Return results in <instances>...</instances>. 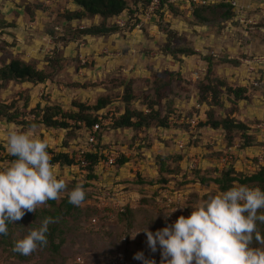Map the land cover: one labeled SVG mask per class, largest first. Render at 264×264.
I'll return each instance as SVG.
<instances>
[{
  "label": "rangeland",
  "instance_id": "rangeland-1",
  "mask_svg": "<svg viewBox=\"0 0 264 264\" xmlns=\"http://www.w3.org/2000/svg\"><path fill=\"white\" fill-rule=\"evenodd\" d=\"M147 1L127 0V8L110 18L95 15L68 21L65 10L78 9L69 0H0V67L18 58L48 74V79L40 83L0 81V102L12 103L25 115L10 122L0 119V169L11 163L4 147L7 130L13 126L28 130L20 121L32 119L31 108L36 104L58 105L66 112H76L77 103H81L85 106L83 113L91 119L102 115V120L110 121L102 125V141L127 161L120 167H96L95 178L81 168L55 164L59 178L68 183L69 189L78 183L83 185L89 195L87 203H94V198L107 191L128 203L122 217L112 212V217L102 218L99 212V225L87 221L93 208L86 204L83 211L60 212L53 217L59 218L58 222L49 225L55 228L52 236L53 243H59L57 251L48 240L46 247L23 259L12 250L14 241L46 217L33 218L34 213L28 212L17 224L9 225L7 236L0 235V264H69L76 252L106 255L120 246L125 232L128 247L142 252L146 235L140 232L134 239L132 236L149 220L157 215L148 223L149 230L155 232L181 215L189 216L192 208L177 210L167 222L164 213L194 206L207 193L221 192L212 181L200 183L199 177H219L229 169L238 175H250L264 167V0L245 1L242 10H233L231 19L210 21L193 15L196 6L191 0H167L155 17L145 21L142 15ZM203 14L210 19L209 14ZM101 23L119 28L102 36L78 32ZM170 29L172 34L167 33ZM167 46L174 55L165 54ZM177 49H191L193 53L183 56ZM196 70L198 78L192 74ZM217 79L232 88L245 87L243 99L225 90ZM208 83L216 88V99L208 92L203 101L202 86ZM157 90L164 97L157 98ZM126 91L132 95L129 102L124 100ZM101 97L108 103L97 111L93 106ZM152 103L159 117L166 118L167 128L158 127L155 121L138 129L113 127L126 108L147 112ZM209 112L217 120L233 117L247 129L227 131L204 125ZM187 119L197 124L191 127ZM69 121L71 127L65 129L40 124L35 135L47 140L55 153L77 154L89 148L84 130ZM243 133L257 141L252 147L260 153L242 154ZM160 159H164L168 171L159 170ZM63 198L41 209L52 212ZM168 198L172 199L170 203ZM103 203L109 201L104 199Z\"/></svg>",
  "mask_w": 264,
  "mask_h": 264
},
{
  "label": "clouds",
  "instance_id": "clouds-1",
  "mask_svg": "<svg viewBox=\"0 0 264 264\" xmlns=\"http://www.w3.org/2000/svg\"><path fill=\"white\" fill-rule=\"evenodd\" d=\"M39 127L30 123L28 130L15 126L6 133L9 156L15 157L8 167L0 169V235L9 234L8 225L17 224L28 212L50 207L49 201H59L66 194L74 206L85 203L86 190L59 178L56 165L47 149L48 142L35 135ZM191 207L189 216L181 215L173 223L143 232L151 252L160 251V264H264V190L247 184H233L219 193H207L194 206H181L164 213L167 222L177 210ZM59 218L44 217L38 227L29 228L23 238L16 239L13 251L21 255L32 253L48 245L49 225ZM133 259L142 264H156L143 252Z\"/></svg>",
  "mask_w": 264,
  "mask_h": 264
},
{
  "label": "trees",
  "instance_id": "trees-1",
  "mask_svg": "<svg viewBox=\"0 0 264 264\" xmlns=\"http://www.w3.org/2000/svg\"><path fill=\"white\" fill-rule=\"evenodd\" d=\"M73 2L78 9L75 10H65L64 18L68 21L71 20H80L85 17L89 16H95L99 15L102 18H110L116 15H119L121 12H123L127 8V0H69ZM147 1V0H146ZM167 0H160V8H162L166 4ZM149 1H147L146 4H148ZM195 4V3H193ZM171 6V5H169ZM196 8L193 10V15L201 21H210V20H228L231 19L234 16V12L232 10V6L226 1L219 2V3H208V4H195ZM172 7V6H171ZM159 9L157 11H159ZM156 11V12H157ZM209 14L211 17L210 19L205 17L203 13ZM118 25H111L107 26L104 23L98 24V25H91L89 27H83L78 29V32L81 35H91V36H102L107 35L110 33L116 32L118 29ZM167 33L172 34V29L168 30ZM177 52H179L181 55L186 56L190 55L193 52L191 49H177ZM165 54L166 55H174V50L167 46L165 47ZM210 67V66H209ZM210 72V71H209ZM48 79V74L44 72L43 70H39L35 68V66L29 62H25L18 58L11 59L8 63L2 65L0 67V81L1 82H8V81H17V82H35L40 83L44 82ZM217 83L219 85H223L225 90L229 91L233 96H235L238 99H243L242 94L245 92V87H230L227 83H224V81L218 80ZM208 92H211V96L214 99H216V88L213 87L211 83H208L206 85L202 86V95H203V101L206 98V94ZM163 94L157 90V98H161ZM164 97V96H163ZM132 98V95L129 91H126L124 94V100L129 102ZM108 103V99L106 98H98L96 101V104L93 106L95 110H99L103 108ZM154 104H150V108L146 111H140L137 109H129L126 108L124 113H122L118 118H116L113 122L114 128H141L149 126L152 121L156 122V125L158 127L167 128V121L166 118H160V112L157 109H154ZM76 107L79 108L76 112H66L64 111L60 106L58 105H46L44 107H40L39 104H36L34 108H31L29 110V114H31L33 117L32 119H21L20 124L28 126L30 123H36L38 125L43 124L46 127L51 128H69L71 127L70 121L73 120V124L76 126L78 130L85 128H90L95 122H100L101 119H99V115L94 118H90L88 115L83 113V108L85 107L81 103H77ZM209 118L204 125H209L213 129L221 128L223 130H233V129H242L246 130L247 127L245 124L241 121L233 119V117H225L222 119H213L212 118V112H209L208 114ZM19 116H24L22 113H20L17 109L13 108V104H7V103H1L0 102V119H4L8 122L17 120ZM102 118L103 116L100 115ZM102 125H100L99 129L95 132V143L93 145V148L91 150H85L83 152V155L85 159L89 162L88 165L85 167H79L87 172V175L91 178H95V168L97 167L99 161L101 158H104L103 150H105L107 147L102 141ZM244 136V143L242 147H252L257 145V141L252 140L248 134L243 133ZM49 153H51L52 156V163L64 165L66 167H71L72 165L76 164V161L74 159L75 153H69L67 151H59V152H52L51 149H47ZM179 159L180 156H177ZM15 159V157H10V160L12 161ZM125 157H119L116 160V163L113 166L120 167L126 162ZM160 171L168 169L165 166L164 159H160ZM163 182H165V179H161ZM200 183H206L208 181L214 182L220 191L227 190L229 187L232 186L234 182H238L240 184H251V186L254 187H260L261 190H264V167H260L258 171L255 173H252L250 175H239L233 170L229 169L225 172H223L219 177L214 178H204L199 177ZM87 186V185H85ZM89 198V195H86L85 203L86 206H91L93 210H91L87 221H90V218L101 213L102 218H107L104 214L108 208H98L96 206L97 199H93L94 203H87V199ZM51 205H55V201H49ZM83 205L81 206H74L67 202V196L63 198L62 202L54 209V211L50 212L49 209H38L36 213L33 214V218L40 217L42 218L43 215L46 217H56L59 215L60 212L64 214H69L73 210H81L83 211ZM128 203L126 204L124 211H116L115 216L122 217L124 216L128 209L127 208ZM87 208V207H86ZM62 209V210H61ZM44 218V217H43ZM90 224V222H89ZM98 225L100 223H97ZM9 227V225H8ZM54 227H49V234H48V240L50 241L53 250L57 251L59 247V243H53L54 237L52 236V233L54 231ZM61 233V231H60ZM125 238V240H122V238ZM122 238L120 239V246L117 248L111 249L107 251L106 255H99L98 253L93 254L92 256L88 254H83L81 252H76L72 255L70 259L69 264H73V258L75 255H81L83 257H86L88 260H103L107 258H112L117 252L123 251L128 257L133 258L134 254L137 253L136 251L133 252L131 248L128 247V238L126 236V232L123 233ZM62 242V239L61 241ZM21 258H25V255H20Z\"/></svg>",
  "mask_w": 264,
  "mask_h": 264
},
{
  "label": "built area",
  "instance_id": "built-area-1",
  "mask_svg": "<svg viewBox=\"0 0 264 264\" xmlns=\"http://www.w3.org/2000/svg\"><path fill=\"white\" fill-rule=\"evenodd\" d=\"M195 4H208L210 3V0H191ZM231 6L232 10H235L236 12L242 10V3H245V1L248 0H226ZM160 7V0H150L148 5L145 8L144 14L142 15L143 20L147 21L150 20L151 17H155L156 11ZM118 22V21H117ZM121 25V23H120ZM199 71L196 70L194 73V78L199 77ZM256 84V83H254ZM98 114H101L98 112ZM99 119H101V116L99 115ZM110 121L102 120L100 122H95L90 128H83L85 136H86V144H88L89 148L81 150L79 153L75 154L74 159L76 161L75 165H72L71 167H85L89 164V162L85 159L83 152L85 150H91L93 148V145L95 143V132L99 129L100 125H107ZM186 123H189L191 127H194L197 123L194 119H187ZM183 146V143H179V147L181 148ZM262 152H264V145L262 146ZM104 158H101L97 167H112L116 160L121 156V153L116 151L115 149L108 147L105 150H103ZM223 160H227L229 157H222ZM195 165H191L190 167H193ZM104 196H101L100 198H96V206L100 209L102 208H108L106 212L104 213L108 218L112 217V212L114 210L116 211H124V208L127 204V202L122 201L117 197V194H114L112 192L107 191L106 195L103 193ZM107 199L109 203L104 204L103 200ZM172 199L168 198V202L170 203ZM100 214H97L90 218V224L96 225L100 221ZM122 240H125L123 237ZM144 255L148 258H154L156 261V264H160L161 255L160 251L157 250L155 253L151 252L148 248L147 244L145 245L144 249L142 250ZM73 264H142L141 261L135 260L133 258L128 257L123 251L117 252L112 258H107L103 260H88L85 257L81 255H75L73 258Z\"/></svg>",
  "mask_w": 264,
  "mask_h": 264
},
{
  "label": "crops",
  "instance_id": "crops-1",
  "mask_svg": "<svg viewBox=\"0 0 264 264\" xmlns=\"http://www.w3.org/2000/svg\"><path fill=\"white\" fill-rule=\"evenodd\" d=\"M255 150V153L253 152ZM241 152H242V154L243 153H253V154H257V153H260V152H258V151H256V149H254V147H246V148H244L243 150H240Z\"/></svg>",
  "mask_w": 264,
  "mask_h": 264
}]
</instances>
